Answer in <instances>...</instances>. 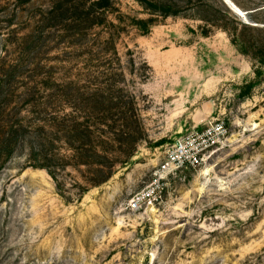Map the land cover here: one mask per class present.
Listing matches in <instances>:
<instances>
[{
	"label": "rangeland",
	"instance_id": "1",
	"mask_svg": "<svg viewBox=\"0 0 264 264\" xmlns=\"http://www.w3.org/2000/svg\"><path fill=\"white\" fill-rule=\"evenodd\" d=\"M47 76L65 80L69 116L74 91L112 86L140 127L95 153L98 129L88 141L38 124L9 156L4 108L35 118L18 86ZM215 123L227 137L201 165L168 178L157 205L127 209L177 141ZM0 264H264V0H0Z\"/></svg>",
	"mask_w": 264,
	"mask_h": 264
},
{
	"label": "trees",
	"instance_id": "2",
	"mask_svg": "<svg viewBox=\"0 0 264 264\" xmlns=\"http://www.w3.org/2000/svg\"><path fill=\"white\" fill-rule=\"evenodd\" d=\"M82 3L83 7H85V1H82ZM107 6L108 5L102 6L101 9H105ZM87 16V22H90L91 13H87ZM90 26L98 27L100 25L96 23L91 25L89 24L88 27H83L79 29V34L89 38L91 36V33L93 32V28H90ZM110 42L113 41L108 40L107 45L110 46ZM115 52L116 54H118L116 50ZM116 54L115 56H117ZM47 77L49 79H46V81H43V83L40 82V85H38V90L28 88L29 83H25L22 86H20L19 84L18 86L21 87L22 93L17 92L19 95H21V97L18 96L17 98L20 101L23 100V106L25 104L27 106L28 102L32 99L35 101L34 109L32 111V113L36 115L35 118L31 120L21 119L19 117L20 114H17L19 109L14 114H12L11 112L6 113V110L4 108V118H7V120H4L3 126L4 152L6 150L5 153H8L9 156L15 151L17 146H19L20 144H23V147L27 145V138H30L32 134H35L39 131L40 128L38 127V124L46 123L47 125H49L54 123V129H59L62 133H66L69 130H72L78 133L79 137H81L83 140L86 138L88 139V141L92 140L94 131L98 129L101 134H104L102 136H105V141H103L104 143L102 145V151H96L95 153H117L115 150L116 147L113 144L116 141L110 138L120 136L117 142L122 144L125 140L126 134L122 130H120L121 128H124L127 123H129V121L135 122V124L140 127L141 119L140 116H138L137 114L138 112L134 108L135 103L133 102L131 104V109H128L127 104L124 102L123 99H121L119 96L117 98L112 97L114 95L113 93H115L112 86H107L102 91H93L94 94L92 95L87 93L88 88L85 87L74 91L78 95V100H80L82 103V108L77 109L78 111H76L74 117L69 116L64 111L67 108L65 106H68L65 105L66 89L68 87L65 84V80L61 79V77ZM11 79L14 81V77H12ZM51 84H53L52 92L54 93H49L51 92V89H49L51 87ZM17 90H19V88H17ZM82 91H84V93ZM17 93H8L9 100H14L16 98ZM34 97H37V99H35ZM108 101L111 103L110 108H107L105 106ZM91 103H95V106H91ZM114 103L117 104L115 105V107H112ZM60 112L62 114H59ZM44 118L49 119L46 120ZM70 119H72V121H70ZM35 120L37 121V123H35ZM120 133H122V136L120 135ZM44 136L45 135L43 134L42 137ZM29 140H31V138ZM29 144H32L31 141ZM92 147L93 145H86L85 143H83L80 150L83 153H94L92 151ZM31 150L33 151L34 149L32 148ZM48 152V149L43 146L41 147L40 152L34 151V153ZM120 153H126V151L120 148ZM37 167L38 166H36L35 168ZM101 175L103 176L102 183H104L112 176V171H110L109 173L101 172ZM99 185V183H94V185L92 186Z\"/></svg>",
	"mask_w": 264,
	"mask_h": 264
},
{
	"label": "built area",
	"instance_id": "3",
	"mask_svg": "<svg viewBox=\"0 0 264 264\" xmlns=\"http://www.w3.org/2000/svg\"><path fill=\"white\" fill-rule=\"evenodd\" d=\"M227 130L222 123H215L203 132L192 133L177 141L167 152L156 179L145 189L133 195L127 203L131 212H141L160 203L165 192V181L184 168H196L204 160L206 153L223 143Z\"/></svg>",
	"mask_w": 264,
	"mask_h": 264
}]
</instances>
